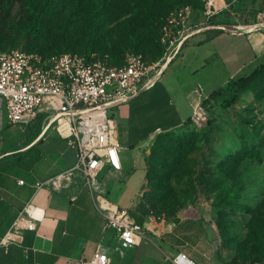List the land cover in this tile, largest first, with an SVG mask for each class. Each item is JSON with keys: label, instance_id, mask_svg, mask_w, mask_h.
Returning <instances> with one entry per match:
<instances>
[{"label": "crops", "instance_id": "0c3cea01", "mask_svg": "<svg viewBox=\"0 0 264 264\" xmlns=\"http://www.w3.org/2000/svg\"><path fill=\"white\" fill-rule=\"evenodd\" d=\"M229 2L248 14L252 24L264 14V0ZM262 25L241 32L205 27L192 33L148 87L112 109L121 168L104 166L98 172L103 196L122 209L136 205L146 184V158L154 137L182 127L230 80L264 65ZM44 123L42 117L32 122L11 147L0 139V264H90L98 248L109 264H171L169 258L178 252L196 264H229L231 256L218 251L217 229L198 208L193 213L181 209L171 220L140 223L141 243L120 249L105 229L81 172L58 177L73 167L75 149ZM85 130L79 124V135ZM27 205L40 209L34 211L36 217L42 211L35 229H21L14 240L3 243Z\"/></svg>", "mask_w": 264, "mask_h": 264}, {"label": "rangeland", "instance_id": "374dc122", "mask_svg": "<svg viewBox=\"0 0 264 264\" xmlns=\"http://www.w3.org/2000/svg\"><path fill=\"white\" fill-rule=\"evenodd\" d=\"M229 1L214 0L217 12L207 16L206 0H50L53 9L39 36L17 47L92 53L116 65L133 54L151 67L149 76L154 78L188 35L205 27L234 29L230 26L253 23ZM36 3L40 8V1ZM185 6L191 11L181 27L177 12ZM6 7L23 28L30 25L31 15L21 0L0 1V9ZM147 13L154 14L149 21ZM263 20L264 14L254 24ZM131 28L157 33L143 41L150 43L146 46L151 51L135 49ZM256 68L239 76L247 77ZM202 110L199 121L152 140L146 158L149 183L129 212L137 223L162 222L181 209L198 208L217 229L218 251L231 256L229 264H264V70L237 92H215ZM0 120L5 147L15 145L29 131L27 125H9L3 108ZM162 190L165 199L156 201V192ZM164 208L172 210L169 215Z\"/></svg>", "mask_w": 264, "mask_h": 264}, {"label": "built area", "instance_id": "2783aa9c", "mask_svg": "<svg viewBox=\"0 0 264 264\" xmlns=\"http://www.w3.org/2000/svg\"><path fill=\"white\" fill-rule=\"evenodd\" d=\"M213 3L214 0H206L207 16L217 12ZM190 11L185 6L177 12L181 27ZM150 69L133 54L127 55L125 63L115 66L106 56L94 54L87 58L72 52L42 55L20 48L0 51V110L3 108L7 121L14 125L28 126L42 117L45 128L53 127L61 138L68 140L75 149V163L58 177L75 170L81 172L96 209L104 216L105 229L112 232L120 249L138 246L144 232L128 209L117 207L98 191L96 177L104 166L120 170L112 109L152 83L155 78L149 76ZM202 116L203 110L198 108L190 121L197 122ZM79 124L86 128L82 135ZM29 209L33 212L39 208L27 205L3 243L14 240L21 229H35L42 211L36 217L27 213ZM169 261L196 264L183 252ZM89 263L109 264V258L98 248Z\"/></svg>", "mask_w": 264, "mask_h": 264}, {"label": "trees", "instance_id": "16d2710c", "mask_svg": "<svg viewBox=\"0 0 264 264\" xmlns=\"http://www.w3.org/2000/svg\"><path fill=\"white\" fill-rule=\"evenodd\" d=\"M0 1H2V0H0ZM21 1L23 2V4H25L27 11L31 15L30 25L26 28H23L21 26V23L18 22V20L15 21V18L10 13L8 7H6L5 9L4 8L0 9V45H1L0 47L2 49L0 51H7V50L16 49V48H18L17 45H19V44H21V45L27 44V43H30L33 40H35L40 34V31H41L40 29H41V25H42L43 20L46 19V17H48L49 14H51L52 9H53V5L50 2V0H39L40 4H41L40 8H38L36 0H21ZM164 1H166V0H164ZM7 5L8 4H6L5 6H7ZM253 14H255V13L253 12ZM146 15H147L146 21H149L151 16L154 14L147 13ZM217 24H219V23L217 22ZM215 31H219V30H213L211 32H215ZM129 34L131 36L135 37V40H136L135 44H137L135 46L136 50H138V51L140 50L143 52L152 50L151 47L146 46V44H150V43L149 42H143V41H145V40L149 41L150 37H152V36L156 37V34H157L156 32L151 31L147 28H144V29H137V28L132 29L131 28V30L129 31ZM141 44H143V46ZM20 49H22L23 51H25L27 53H38V54H42V55L57 54V53H46V52H33V51H29V50H26L23 48H20ZM72 53H78V52H72ZM78 54L84 55L87 58L90 55H92V53H90V54L78 53ZM108 61L112 65L120 66V65L113 64L109 58H108ZM262 69L264 70V65L258 66V68H256L253 72H251V74L247 77L237 76L234 79L230 80V82H228V84L225 87H223L219 90H228L231 92L232 91L237 92V91L243 89L249 83V81H251V79L255 78L261 72ZM163 133H165V132H163ZM148 183H149V175H148L147 163H146V185ZM162 197H164V199L166 197L164 190H162L160 192H156V201H160V199ZM164 210L166 211L167 215H169L170 212L172 211V210L170 211L169 208H164ZM168 211H170V212H168ZM257 260L259 261L260 259H257Z\"/></svg>", "mask_w": 264, "mask_h": 264}, {"label": "bare ground", "instance_id": "6f19581e", "mask_svg": "<svg viewBox=\"0 0 264 264\" xmlns=\"http://www.w3.org/2000/svg\"><path fill=\"white\" fill-rule=\"evenodd\" d=\"M262 24H264V20L262 22H260V23H255V24H251V25H247V26L239 25L237 28L233 27L234 29H231V30H234V31H236V30H238V31H248V30H253L255 27H258V26H260ZM218 27L219 28H224L223 26H218ZM169 59H170V57H168L166 59V62L161 66V68L158 70V72L155 73L156 74L155 76H157L159 74V72L161 71V69L164 68V66L166 65V63H167V61ZM27 213L34 215V211L32 212V209L27 210Z\"/></svg>", "mask_w": 264, "mask_h": 264}]
</instances>
